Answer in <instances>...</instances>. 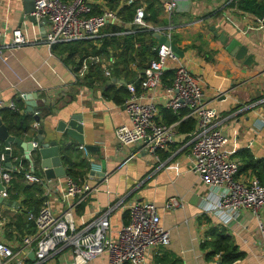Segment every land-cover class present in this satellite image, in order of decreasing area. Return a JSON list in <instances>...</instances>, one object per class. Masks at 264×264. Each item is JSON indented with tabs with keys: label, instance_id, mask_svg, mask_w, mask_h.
<instances>
[{
	"label": "crops",
	"instance_id": "1",
	"mask_svg": "<svg viewBox=\"0 0 264 264\" xmlns=\"http://www.w3.org/2000/svg\"><path fill=\"white\" fill-rule=\"evenodd\" d=\"M160 1L162 4L164 0ZM233 1L176 0L178 9L174 14V26L162 28L167 33L161 35L169 33L171 40L176 41V47L183 52V57L171 64L169 70L181 65L199 78L206 103L218 112L216 124L228 138V152L234 157L237 152L248 150L255 159L264 161V29L254 25L253 15L228 7ZM88 2L92 9H109V0ZM122 5L121 1L119 9ZM215 12L219 16L210 17ZM21 13V0H0V31L8 39L12 31L19 28ZM43 27L45 33L46 27ZM20 28L26 31L29 43L6 50L7 61L0 63V97L6 104L22 103L23 113L26 95L36 94L37 101H44L45 107L51 109V115L40 120L37 130H32L21 140L31 142L39 129H43L47 139L50 131L58 139L61 135L54 132L58 123L80 115L84 144L93 147V151L80 150L81 145L63 137L59 143L60 156L66 152L73 163L75 160L84 161L88 166L87 173L91 162L96 161L107 178L104 182L93 179L94 192L81 205V211L80 207L76 209V224L90 223L109 211L112 232L116 235L124 225L123 214L132 203L151 202L157 207L161 226L170 234V245L154 250L148 264H156L159 259L169 264L173 261L178 264L212 263L215 258L210 262L205 260L207 251L201 249V243L210 228L220 225L214 216L203 211V199L208 189L189 169V139L179 134L176 142L166 151L158 152L156 157H130L132 150L119 145L114 137L116 127L128 122L123 105L105 99L104 86L100 82L89 87L83 81L85 77L75 80L72 72L75 66L64 63V56L52 53L43 42V33L37 24L27 21ZM211 28L239 41L256 65L246 67L243 61L231 57L214 37ZM113 29L119 27L104 28L100 38L114 35ZM144 43L146 46L158 45L154 37L153 40L147 37ZM139 48L140 45L136 49ZM77 60L75 56L72 62L77 63ZM136 60L130 68L138 76L149 61ZM131 83L136 86V79ZM161 95V91L147 94L146 100H158ZM0 143L5 148L3 142ZM15 151L23 156L22 150ZM30 157L35 164V174L45 178L37 154L32 153ZM62 165L65 170L63 162ZM251 175H241L240 178ZM47 200L54 212L61 213L63 205L57 195ZM172 200L177 201L178 206L169 209L166 205ZM261 214V220H258L245 211L235 222L222 226L244 254L243 260L235 264H263L264 233L259 231V222L264 225V211ZM16 215L14 209L0 207V217L8 223L14 221ZM7 225L0 230V242L16 247L13 232ZM69 259L66 255L47 264H62ZM87 264L109 263L107 256L102 255Z\"/></svg>",
	"mask_w": 264,
	"mask_h": 264
},
{
	"label": "built area",
	"instance_id": "2",
	"mask_svg": "<svg viewBox=\"0 0 264 264\" xmlns=\"http://www.w3.org/2000/svg\"><path fill=\"white\" fill-rule=\"evenodd\" d=\"M136 2L141 1L128 0L125 5L131 6ZM162 8L170 19L176 13L178 3L176 0H164ZM92 10L88 0H34L33 17L38 24L42 23L46 27L43 42L51 49L57 44L97 40L104 28L122 25L116 11L104 9L101 14L92 15ZM145 17V5L142 4L136 9L129 27H137L153 34L167 33L162 28L152 26ZM253 23L259 29H264V13L260 17L253 16ZM164 36L171 40L169 33ZM7 39L6 34L0 31V63L7 61V49L29 43L27 33L22 28L13 30L8 41ZM150 50L157 56L138 74L136 82L139 92L133 83L117 81L114 84L127 89L123 107L128 121L114 130L115 141L132 150L130 157H156L158 152L166 151L173 145L178 137L179 121L170 125L158 121L160 108L175 115L187 109L189 112L182 120L195 121V128L189 134V169L208 189L203 199V211L214 216L220 226L235 222L245 211L261 220V213L264 211V186L253 175L236 178L241 163L227 150L228 138L216 124L218 112L206 103L199 78L180 65L173 70L171 85H164V72L178 58L165 45L150 46ZM113 63L112 59L105 61L98 56H89L83 59L79 68L72 71L73 77L81 80L86 77L90 67L99 66L104 70L105 78L112 81L110 67ZM158 91L162 93L158 100H146L147 94ZM3 109L22 113L15 103L6 104L0 97V110ZM37 126L38 124L33 125L34 130H37ZM79 149L83 150L84 147ZM4 150L11 152V148ZM22 160H25L24 156L13 158L12 162L9 158V163L11 167L12 163H17L21 171L24 170ZM9 170L11 168L5 166V156L0 154V186L3 188L0 197L7 201L11 181ZM34 170L35 167L28 163L26 171L24 170V183L40 185L45 198L38 213L28 215V221L33 223L35 233L19 235L13 225L11 230L17 246L0 242V264H27V251L34 253L33 264L51 263L66 255L70 259L64 260L62 264H87L102 255L107 256L109 264H148L149 256L154 250L169 247L170 234L161 226L156 205L147 201H135L128 207L129 222L116 235L112 232L109 211L90 223L76 224V209L86 203L94 192L91 185L93 179L100 180L98 176L90 175L91 172L102 171L96 161L91 162L89 173L83 180H74L66 176V173L63 178L47 180L37 176ZM106 179L105 176L104 181ZM52 195H57L63 205L59 214L54 212L47 200ZM177 206L175 200L166 205L169 209ZM7 224L8 221L0 217V230ZM263 226L260 221L259 231L262 234ZM214 258L210 264L219 263L220 256L216 255ZM262 258L264 264V243Z\"/></svg>",
	"mask_w": 264,
	"mask_h": 264
},
{
	"label": "trees",
	"instance_id": "3",
	"mask_svg": "<svg viewBox=\"0 0 264 264\" xmlns=\"http://www.w3.org/2000/svg\"><path fill=\"white\" fill-rule=\"evenodd\" d=\"M123 2L120 7V2ZM128 0H109L108 8L116 11L120 18L122 25L118 30L113 29V34L110 37H102L97 40H87L74 43L57 44L51 48L52 53L64 56V63L72 64L75 69L79 68L83 59L89 56H98L106 60H114L113 65L110 67L111 78L116 81H125L127 83L135 82L137 74L132 72L130 66L134 64L138 59L143 62H148L156 59V53L151 52L150 46H146L144 41L147 37L153 40L154 34L147 30H140L137 27H129L132 23L135 11L145 5V12L148 16L147 22L155 28H164L169 25L174 26V15L168 19L163 12L162 4L160 0H140L131 6L125 5ZM68 2V0H63ZM228 7L236 8L238 11L246 14H251L256 17H260L264 13V0H234ZM92 15L101 14L99 8H93ZM219 13L215 12L210 17H218ZM174 36H172V39ZM155 41V40H154ZM135 45H140L139 49H136ZM75 56L78 57L77 63L72 62ZM145 69V67H144ZM143 69V70H144ZM174 77V71H165L162 77V83L166 86H170ZM87 86L92 87L93 84L100 82L104 86L103 97L107 100L113 101L117 105H123L124 100L127 97V89L125 87H116L108 85V80L104 77L103 72L99 66L90 67L88 74L83 80ZM136 89L139 92V85H136ZM19 110L23 109V104H16ZM188 110H182L178 115L171 113L170 111L160 108L158 121L161 120L165 124H173L179 121L177 127L178 135L186 136L189 139L195 128V121L192 119L182 120L184 116L188 114ZM51 115L50 107H45L38 110V117L40 119L46 118ZM0 121L7 128L10 136L16 139H23L34 128L32 124L35 123L34 116L31 114H25L24 112L18 113L8 109L0 110ZM0 154L5 156L6 151L0 143ZM20 150L17 146L11 147L10 160L13 158H20V155L15 151ZM62 162L66 168V176L73 178L74 180H83L86 177L88 166L84 161H79L80 167L75 166L71 157L64 152L62 155ZM237 158L241 166L239 168L236 178L241 175L252 174L264 186V161L257 160L248 151H239L234 155ZM79 159V156L77 157ZM21 165L26 171L28 162L21 161ZM17 163L13 164L9 174L11 176L10 186L8 188L9 199L8 202L15 205V211L17 215L14 221H11L7 226L11 228L15 226L19 235L33 234L35 233V227L33 223L28 221V215L30 213L36 214L43 205L45 198L43 197V189L40 185H29L24 183V170H19ZM35 173V171H34ZM81 211V206H79ZM78 210V211H79ZM123 223L127 225L129 222L128 212L123 214ZM11 238L10 234L8 235ZM201 249L207 251L205 254V260L207 262L212 261L216 256H220L218 264H235L238 261L243 260L244 254L239 251L238 247L234 244L232 238L228 235L226 229L222 226H214L210 228L206 234L205 239L201 243ZM28 264H32L28 261ZM156 264H169L164 260H157ZM170 264H178V261H173Z\"/></svg>",
	"mask_w": 264,
	"mask_h": 264
},
{
	"label": "water",
	"instance_id": "4",
	"mask_svg": "<svg viewBox=\"0 0 264 264\" xmlns=\"http://www.w3.org/2000/svg\"><path fill=\"white\" fill-rule=\"evenodd\" d=\"M22 2V17L20 19L19 28L22 26L24 22H30L31 24H37L40 28L42 37H44V27L43 24H38L36 19L33 17L34 13V0H21ZM146 19L148 16L146 15ZM45 21H43L44 23ZM213 31L214 37L221 43V45L225 48V51L231 55L237 61H243V65L246 67H251L252 65H256L254 63L253 57L251 55H247V48L240 45L239 41L235 39H230L224 33H219V29L211 28ZM154 38L158 41V45H165L169 47L175 54L177 58L183 57V52L180 51L176 47L175 40H168V38L164 35L155 33ZM117 81L113 80L108 83L111 85L115 84ZM36 94H28L25 97V114H31L34 116L35 124H39L40 118L38 117V110L45 108L44 101H37ZM82 117L80 115H74L70 117L68 121H61L58 123L54 132L56 134H60V138L56 139L53 137V132L50 131L48 133L49 138L47 139L44 136L43 129L38 130V135L31 142H23L20 139H16L9 135L7 128L0 121V141L3 142L6 149L11 148L12 146H17L20 150L23 151L24 159L33 166L35 165L32 161L30 155L32 153H36L38 156V165L43 170L45 178L47 180H55L57 178H63L65 176V170L62 165V157L60 156V147L59 143L62 142L63 137H66L70 140L77 142L79 145L84 146L86 151H93V147L87 146L84 144L83 139V127L81 125ZM35 144V147L34 145ZM10 151L6 150L5 153V166L10 169L11 165L9 163ZM101 173H93L90 175H96L100 178V182H103L105 179V174L103 168L101 169ZM3 188L0 186V191ZM0 205L7 206L10 208H15V205L8 202L7 200H3L0 197ZM28 258L31 262L35 261V256L33 252L28 254Z\"/></svg>",
	"mask_w": 264,
	"mask_h": 264
},
{
	"label": "rangeland",
	"instance_id": "5",
	"mask_svg": "<svg viewBox=\"0 0 264 264\" xmlns=\"http://www.w3.org/2000/svg\"><path fill=\"white\" fill-rule=\"evenodd\" d=\"M75 163H76V165H77L78 167H80V163H79L78 160H75ZM1 206H3V205H0V207H1Z\"/></svg>",
	"mask_w": 264,
	"mask_h": 264
}]
</instances>
